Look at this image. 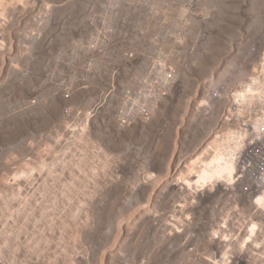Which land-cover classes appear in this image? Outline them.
<instances>
[{
	"label": "rangeland",
	"instance_id": "obj_1",
	"mask_svg": "<svg viewBox=\"0 0 264 264\" xmlns=\"http://www.w3.org/2000/svg\"><path fill=\"white\" fill-rule=\"evenodd\" d=\"M101 3L0 0V264H264V194L235 203L226 191L235 171L209 134L226 104L205 113L210 94L252 74L264 0H208L178 83L125 129L104 117L99 76L65 98L53 74ZM94 95L89 128L70 129L66 109Z\"/></svg>",
	"mask_w": 264,
	"mask_h": 264
},
{
	"label": "built area",
	"instance_id": "obj_2",
	"mask_svg": "<svg viewBox=\"0 0 264 264\" xmlns=\"http://www.w3.org/2000/svg\"><path fill=\"white\" fill-rule=\"evenodd\" d=\"M207 6L208 0H102L86 19L87 31L60 51L53 74L62 92L97 75L111 87L104 117L112 119L113 128L146 123L178 83L193 39L191 27L208 17ZM232 86L230 95L212 92L205 113L212 109V99L226 104L221 128L209 134L220 143L231 138L235 174L226 191L235 203H250L264 194V51L252 74ZM91 100L86 108L77 101L66 109L70 129L89 128L87 113L96 96ZM205 113L203 119L211 122Z\"/></svg>",
	"mask_w": 264,
	"mask_h": 264
},
{
	"label": "bare ground",
	"instance_id": "obj_3",
	"mask_svg": "<svg viewBox=\"0 0 264 264\" xmlns=\"http://www.w3.org/2000/svg\"><path fill=\"white\" fill-rule=\"evenodd\" d=\"M84 82H86V79H84L83 80ZM99 82L100 83H103V84H105V85H109V83L106 81V80H104V79H102V78H100L99 77ZM71 94H72V87H70L69 88V90L68 91H66L65 92V98H70L71 97ZM110 94H111V89H110ZM130 123H125V125H129ZM228 139H231V138H228ZM227 139V140H228ZM227 140L226 141H224V143H222L220 146H221V150L223 151V153H224V155L222 156H220L219 157V161H220V163H221V165L226 169V170H228V169H231V170H234L235 171V167H234V165H233V162H235V160H234V151H235V147L234 146H232V145H230V140L227 142ZM219 142V141H218ZM220 143V142H219ZM226 155V156H225ZM230 172V171H229ZM262 203L264 204V195H263V197H262Z\"/></svg>",
	"mask_w": 264,
	"mask_h": 264
}]
</instances>
